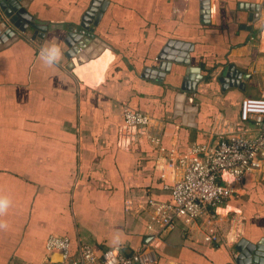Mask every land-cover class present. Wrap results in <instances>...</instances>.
<instances>
[{
    "label": "crops",
    "instance_id": "obj_1",
    "mask_svg": "<svg viewBox=\"0 0 264 264\" xmlns=\"http://www.w3.org/2000/svg\"><path fill=\"white\" fill-rule=\"evenodd\" d=\"M18 1L46 30L30 27L0 47V197L10 201L0 264L56 263L50 234L67 237L72 256L89 246L91 264L107 249L143 250L153 264H237L240 238L264 240V165L208 208L212 224L203 214L160 236L147 229L148 201H171L166 185L189 144L257 132L239 111L243 98H264V0H95L85 27L94 0ZM66 40L94 55L76 61ZM50 43L63 53L54 66L40 57ZM167 44L166 55L188 64L160 59ZM160 61L169 68L144 71ZM186 71L199 77L182 90ZM126 106L150 122L127 126ZM261 252L253 264H264Z\"/></svg>",
    "mask_w": 264,
    "mask_h": 264
},
{
    "label": "built area",
    "instance_id": "obj_2",
    "mask_svg": "<svg viewBox=\"0 0 264 264\" xmlns=\"http://www.w3.org/2000/svg\"><path fill=\"white\" fill-rule=\"evenodd\" d=\"M239 115L242 121H252L257 126L255 134L231 132L220 135L212 143L193 142L180 154L177 168L181 174L166 185L171 201H148L151 210L147 229L155 236L169 232L178 219L190 224L206 214L205 221L212 224L214 214L209 213L208 208H215L232 194L233 182L264 165V98H243ZM123 116L125 124L130 127H144L150 122L146 113L128 106L124 107ZM214 233L210 228L205 240L215 239ZM45 245L47 251L60 253L56 263L46 264H91L96 260L87 245L79 246L77 256L70 255V241L65 236L50 234ZM101 264H153V258L144 255L143 250L124 255L107 249L102 254Z\"/></svg>",
    "mask_w": 264,
    "mask_h": 264
},
{
    "label": "water",
    "instance_id": "obj_3",
    "mask_svg": "<svg viewBox=\"0 0 264 264\" xmlns=\"http://www.w3.org/2000/svg\"><path fill=\"white\" fill-rule=\"evenodd\" d=\"M96 1H92L91 2V6L89 7V10L85 13V15L82 17V21L80 22V26L81 27H85V23L83 20H87L88 16L91 15L90 10H93L94 5H96ZM104 5V3H103ZM93 6V7H92ZM103 6L99 9L100 11H102ZM99 15H96V20H98ZM95 20V21H96ZM45 22L37 19L36 17H32L25 9V6L22 5L21 3H19L18 0H0V47H2L4 44L6 45L7 43V39L8 37L12 36L11 38H15L18 36V33L20 32H24L26 29L33 27L37 30H40L42 34V31L46 30V26H44ZM77 34V35H76ZM68 35L71 36H80V38H89V37H85L84 35H82L81 33H77L75 31L72 32H68ZM33 39H37L34 38ZM37 41V40H36ZM68 45L70 46V49L68 51V55L74 56L76 61L81 62L83 60L88 59L89 57H92L94 55L92 54H86L85 50H87L86 48H83V43L78 42L76 45L71 44L72 42L69 40H66ZM82 49V51H81ZM168 50V44L167 46H164L162 51L159 54V58L163 59L167 57V60H174L176 62L179 63H183V64H188L189 59L187 57L185 58H180V57H173V56H169L166 55ZM186 56V54H185ZM73 63L71 62L70 65H72ZM167 70L169 68V62H165V61H160L158 66H154L151 67V69L149 68H145L144 71H154L155 69L157 70H161L164 69ZM189 72L194 71L193 68H189L188 69ZM187 70V71H188ZM186 71L185 76L183 78V82L180 85V89L182 90H188L189 88L194 87L195 82H196V78L199 77L198 75H190L188 74V72ZM146 75L147 74H143ZM192 77L194 79L191 80V82H188L187 84L185 83V80L187 79V77ZM191 86V87H189ZM183 96V93H178L177 94V101H181V98ZM184 108H186L187 110H194L195 107H192L189 105H186ZM264 244V240L260 239L256 244L248 242L245 238H240L237 243H236V249L238 250V255L236 258V263L237 264H253V262H256V260L258 261V258L256 257L257 255H261V250L264 248L263 247Z\"/></svg>",
    "mask_w": 264,
    "mask_h": 264
},
{
    "label": "clouds",
    "instance_id": "obj_4",
    "mask_svg": "<svg viewBox=\"0 0 264 264\" xmlns=\"http://www.w3.org/2000/svg\"><path fill=\"white\" fill-rule=\"evenodd\" d=\"M60 47L55 43H50L46 47H41L40 57L43 62L48 66L57 65L62 57ZM10 205V201L5 197H0V215H3ZM7 225L0 223V229L6 228Z\"/></svg>",
    "mask_w": 264,
    "mask_h": 264
}]
</instances>
